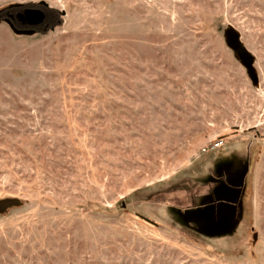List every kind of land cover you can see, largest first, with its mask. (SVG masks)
<instances>
[{
  "label": "rangeland",
  "instance_id": "obj_1",
  "mask_svg": "<svg viewBox=\"0 0 264 264\" xmlns=\"http://www.w3.org/2000/svg\"><path fill=\"white\" fill-rule=\"evenodd\" d=\"M0 11V264H264V0Z\"/></svg>",
  "mask_w": 264,
  "mask_h": 264
},
{
  "label": "water",
  "instance_id": "obj_2",
  "mask_svg": "<svg viewBox=\"0 0 264 264\" xmlns=\"http://www.w3.org/2000/svg\"><path fill=\"white\" fill-rule=\"evenodd\" d=\"M1 12L2 11H0V14ZM17 17L19 21H21L22 23L26 21L28 25L33 26L40 24L43 20L44 15L39 10L25 9L23 12V16L21 14H18ZM3 21L9 25V27L14 33L17 34L19 33L18 31L15 30V28L9 23L7 19H3ZM26 33L31 34L32 31H27ZM232 45L238 58L242 61L243 65L246 67L250 78L252 80H255L256 76L252 66L253 63L252 57L244 48L240 47L235 40L232 41ZM20 205H21V201L17 198L0 200V214L4 213L5 211L11 208L19 207Z\"/></svg>",
  "mask_w": 264,
  "mask_h": 264
},
{
  "label": "flooded vegetation",
  "instance_id": "obj_3",
  "mask_svg": "<svg viewBox=\"0 0 264 264\" xmlns=\"http://www.w3.org/2000/svg\"><path fill=\"white\" fill-rule=\"evenodd\" d=\"M11 9V8H10ZM49 13L47 12V11H45L44 12V17H43V20H42V22L40 23V24H38V25H33V26H30V25H28L27 23H26V21L25 22H21V21H19V25L20 26H26V27H31V29L29 30V31H32V33L31 34H33L34 33V31H37L40 27H42V28H44V29H46V28H48L49 27V25H50V19H49V16H47ZM6 15L9 17V18H6L8 21H9V23L16 29V26H15V24H18V23H16L15 21H13V16L11 15V14H9V11H7L6 12ZM19 20V19H18ZM34 30H33V29ZM40 30V29H39ZM18 31V30H17ZM21 33H24L23 31H20ZM30 34V33H29Z\"/></svg>",
  "mask_w": 264,
  "mask_h": 264
},
{
  "label": "trees",
  "instance_id": "obj_4",
  "mask_svg": "<svg viewBox=\"0 0 264 264\" xmlns=\"http://www.w3.org/2000/svg\"><path fill=\"white\" fill-rule=\"evenodd\" d=\"M219 171V170H218ZM221 175H220V178H219V182H226V183H221V184H226V185H228V184H230V183H227V179H226V173H220ZM218 185V186H220L219 188H222V185ZM237 193L239 194V192L237 191ZM238 194H237V197H238ZM218 202H225V201H223V200H217V199H215V198H213L212 200H211V202H209V203H207V204H204L203 206H205V205H213V204H217ZM225 203H228V202H225ZM229 204H231V203H229ZM233 205V204H232ZM234 207V206H233ZM179 212V211H178ZM184 212H186V210L184 211ZM183 212V214L182 215H180L179 214V216H181V218H182V220H183V222H187L188 221V218L186 217V216H184V213ZM181 213V212H180ZM199 221H205V220H203V219H201V218H197V219H195L192 223H193V226L194 225H196L195 227L198 229L199 228V226H200V224H199ZM192 223L190 224V226L192 225ZM188 225V224H187Z\"/></svg>",
  "mask_w": 264,
  "mask_h": 264
},
{
  "label": "built area",
  "instance_id": "obj_5",
  "mask_svg": "<svg viewBox=\"0 0 264 264\" xmlns=\"http://www.w3.org/2000/svg\"><path fill=\"white\" fill-rule=\"evenodd\" d=\"M222 144H223V143H222L221 141H219V142H217V143L211 145V146L209 147V150H214V149L220 147Z\"/></svg>",
  "mask_w": 264,
  "mask_h": 264
}]
</instances>
